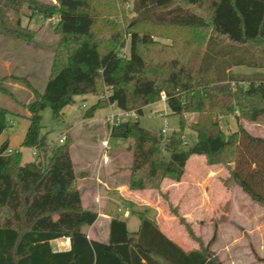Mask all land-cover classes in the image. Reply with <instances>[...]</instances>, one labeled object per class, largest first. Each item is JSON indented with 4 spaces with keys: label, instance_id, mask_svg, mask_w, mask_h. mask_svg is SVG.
I'll list each match as a JSON object with an SVG mask.
<instances>
[{
    "label": "trees",
    "instance_id": "1",
    "mask_svg": "<svg viewBox=\"0 0 264 264\" xmlns=\"http://www.w3.org/2000/svg\"><path fill=\"white\" fill-rule=\"evenodd\" d=\"M105 1L0 0L1 36L33 44L34 31L18 15L24 5L30 15L57 17L58 35L42 91L22 77L0 78L6 96L12 93L5 80L24 82L32 90L20 146L36 150L32 160L22 162L21 150L9 152L8 139L0 143V264H221L209 248L215 231L205 245L185 222L198 243L185 250L144 213H138L136 231L113 217L108 242L88 239L86 228L98 212L82 206L74 184L72 138L48 141L41 112L48 106L61 122L62 108L76 94H102L85 117L109 104L140 115L163 93L171 114L179 116L178 130L153 132L138 119L109 126L111 136L132 141L129 189H158L163 179L180 180L189 156L197 154L208 164H224L229 172L224 184L239 185L264 206V138L241 124L242 119L264 121V0H132L136 18L125 17L124 25L107 16L118 11L116 1L102 6ZM157 34L173 41L162 44L153 39ZM126 35L129 50L122 56ZM234 66L252 71L233 73ZM188 112L198 117L189 124L195 135L187 145L182 116ZM10 114L0 106V134ZM220 115H233L236 130L225 134ZM64 237L70 248L54 250L51 241ZM258 259L264 264L263 257Z\"/></svg>",
    "mask_w": 264,
    "mask_h": 264
},
{
    "label": "crops",
    "instance_id": "2",
    "mask_svg": "<svg viewBox=\"0 0 264 264\" xmlns=\"http://www.w3.org/2000/svg\"><path fill=\"white\" fill-rule=\"evenodd\" d=\"M0 49L3 50V54L0 55V61H2V66L5 69V74L3 76L14 75L22 77L18 73L26 67L22 61L26 53V55L31 54L30 57H35L36 60H40L44 54L48 53L46 49L40 48H35L36 52L34 54L32 50L31 53H29L27 52V50L30 49L28 46L22 47L16 42H9V40L1 39ZM8 49L12 50L7 51ZM14 49L17 52L22 50L20 52L22 55L19 57L16 52L13 53L12 51ZM23 51L25 54L22 53ZM51 60L52 54L50 53L45 70L47 75L46 80L50 71ZM6 82L9 85H13L16 89L26 93L28 98H32L31 95L33 96V94L30 92L27 93L25 86L20 84V82L15 80H9ZM98 98L99 96L94 94H76L72 104H75L77 100H80L77 104L79 111H70L67 108L71 104H68L62 108L63 119L61 120L62 122L67 121L69 125L68 128L62 132L61 137L72 138L71 159L73 160L76 176L74 184L81 193L82 206L98 212L93 224L86 229L88 239L108 242L109 222L113 217L125 222L129 231H136L140 225L138 213H144L149 219L156 222L166 237L177 242L183 249L191 250L192 248L197 247L198 243L196 240L194 241L196 244L190 246L189 240L186 237H182V233H178L179 231L177 228L179 229V225L175 221L176 217L169 214L170 204L173 208L177 207V209H179L185 220L190 222L194 232L201 231L202 229H206L207 231L208 227H211V232H216L215 235L217 238H215L216 240L214 239L215 241L213 240L214 242L212 241L213 243L211 242L212 244L209 248L219 257L221 255L227 256L231 247L238 245L237 242L243 239L244 236L240 234L238 235L235 232H231L228 236L221 234L224 225L227 223L231 224L230 221L233 220L234 216H237V219L252 220V224L254 225H252V235L253 240H255L254 248L259 255L264 254V206L251 201V207L255 206L257 212L248 211L246 203H240L237 201L236 195H233L232 192L230 193L229 190L227 191L226 188L223 187L220 181L222 176V174H220V169L208 165L205 159L206 157L203 155H190L185 164L184 175L181 180H164L160 191L129 189L128 177L130 174L128 167L132 160L130 150L128 151L130 162H123L122 156L126 154L125 148H123V146L120 147V143L116 141L113 142L114 144L109 143L108 137L110 135V130L108 132L109 135L105 137L104 134L106 131L103 130V132H98L97 128L92 127L94 124L93 121H95L94 114L91 117L84 116V110L95 103ZM29 102H25L24 105H27ZM80 107L83 108L82 111L80 110ZM108 107L110 110L119 109L115 104H109ZM9 111L11 114L15 113L11 110ZM17 115L22 117L25 121L24 129L26 131L28 125L27 116H29L27 108L25 107L23 112ZM8 119L12 121L13 125L18 123L14 117L13 119L8 117ZM69 121L74 122L70 124ZM85 123L91 124L88 125L90 131L87 129L81 130ZM236 125L235 122V126ZM88 126L86 125V127ZM12 127H9L8 129H12ZM6 129L0 134V137H4ZM235 130L236 129H234V131ZM61 137L58 138V142ZM10 138L11 136L7 134L2 140L4 141L5 139H8L9 147ZM78 139L83 140L81 143L83 147L81 150L78 149V152L75 153V156L73 157V147ZM118 139L119 138H117V140ZM103 141L108 143L107 148L104 147ZM126 147L128 149V146ZM23 149L27 148L20 146L19 150H21L22 153L24 151ZM30 149L33 153V149ZM32 159L33 158L30 160ZM30 160L24 161L29 162ZM161 193L166 194L168 200H164ZM228 193L229 196H227ZM226 202L230 204L229 221L217 224L215 220L212 222L214 219V212H217L222 207V203ZM196 236H198V234H196ZM199 237L205 242L203 243L205 245L209 241V237L206 240H204L202 236ZM186 241H188L189 245L187 247L190 248H187L184 245L183 242ZM51 244L53 249L57 251H64L70 248V240L67 237L53 239Z\"/></svg>",
    "mask_w": 264,
    "mask_h": 264
},
{
    "label": "rangeland",
    "instance_id": "3",
    "mask_svg": "<svg viewBox=\"0 0 264 264\" xmlns=\"http://www.w3.org/2000/svg\"><path fill=\"white\" fill-rule=\"evenodd\" d=\"M39 2H46V3H56V0H37ZM116 1V7H117V12L115 14H110V12L107 13L108 17H111L113 19H115L116 21H120L121 25H124L127 20H125V17L130 20V19H135L136 15L133 12L132 8H133V1L132 0H125V1H121V0H115ZM108 1L106 0L105 2H103L104 6L105 4H109L107 3ZM10 17L14 18L15 15L12 11H10ZM32 14L31 9L27 8L25 5L21 8V10L18 12L19 18H21V21L24 25H29V27L34 31V41L33 44H25L24 42H21L19 40H14V39H6L5 37L0 35V39L1 40H9V42L13 41L18 43L19 45H21L22 47H29L30 49L27 50V52L31 53V50L33 52V54L36 52L35 48H40V49H46L48 51L47 54H44L40 60H36L35 57H30L31 54L26 55L24 53V51L22 52L23 54H25L24 58L22 59V61L24 62V64L26 65L25 69L22 70L20 73L22 78H24L27 82H30V84L32 85L33 88L37 89L38 91H42L44 88V85L46 83V64L48 63L47 61L49 60L50 57V53L53 55V51H52V47L55 46L57 40H58V35L57 33L54 32V25L57 21V17H53V18H43L37 14ZM110 14V15H109ZM103 16V15H102ZM159 31H162V29H160ZM177 31V30H176ZM172 32V31H171ZM156 34V32H155ZM174 34L178 37L179 35L181 36L182 32H174ZM153 39H155L156 41L162 43V44H168L170 45V43L173 41V38L170 36L165 37L163 35H154ZM128 41H129V35H126L125 37V44L122 47V49L119 51L120 54L123 56H127L128 55ZM12 49H8L7 51H10ZM22 51V50H21ZM20 51V52H21ZM13 53L16 52L17 55H19V57L22 55L20 52H17L15 49L12 51ZM3 54V50L0 49V55ZM231 71L233 73H250V71H252V69L250 68H245L242 66H234L233 68H231ZM5 74V69L2 66V61H0V78L3 77V75ZM6 81L9 80H5L2 81L3 85L11 92L13 93L12 97L6 96L4 94H2L0 92V105L3 107H6L7 109L11 110L12 112H15L13 114H10L8 117L13 119L16 118V120L18 121L17 124L13 125L12 121L9 119L8 120V127L6 129V134L4 135L7 136L10 135V147L9 150L10 152H14L16 150H19L20 148V139L25 131V121L22 119V117H19V113H22L24 108L26 107V105H24L25 102H29L32 101L34 99V97L31 95L32 98H28L27 94L16 89L13 85H9ZM16 81V80H15ZM20 82V84H22L23 86H25L27 93H31L33 94L32 90L27 87L25 85L24 82L21 81H17ZM96 96H102L101 95H96ZM80 102V100H77L75 104H71L70 106H68L67 109H69L70 111L76 110L77 112L79 111V109L77 108V104ZM83 108L80 107V110L82 111ZM87 109V108H86ZM85 109V110H86ZM85 110H84V114H85ZM143 113H141L140 115L137 114H132L129 117H127V119L130 120H134V119H138L139 121V125L147 128L148 130H151L153 132H157L160 131L163 127H166V133L164 135H168L170 134L173 130H178L179 129V116L177 114H171L170 110L167 108V106L165 105V101L162 100V94L161 97L158 101H156L155 103H151L148 105H145L143 108ZM119 111V109H115V110H110L109 107H105V108H99L96 109L94 112V119L95 121H93V128H97L98 132H105V137H107L109 135V130H110V125L108 126V123L106 121V116L109 113H117ZM134 112V111H132ZM43 119H42V133L44 134L46 132V139L48 141L54 142V143H59L57 140L59 137H61L62 132L65 131L68 128V123L66 122H57L52 118V113L50 108L47 106L45 107V109L41 112ZM135 113V112H134ZM183 120H184V125H185V129L183 132L184 136V143H186L187 145L191 142V140L193 139L195 132H193V130L190 127V123L194 122L195 120H197L198 114L196 112H188L185 113L183 116ZM126 120V119H125ZM243 121V122H242ZM70 124L73 123L74 121H69ZM245 122V123H244ZM244 123V124H243ZM90 123H85L81 128V130H85L87 129L88 131H90L89 125ZM219 124H221V128L223 129V131L225 132V134H228L230 132H233L234 129L237 128V125L235 126V118L233 115H227L224 116L222 119H220ZM241 124H243V126L245 127V129H247V131L250 134H258L261 135L262 137H264V121H247L242 119L241 120ZM86 125L88 127H86ZM91 125V124H90ZM13 126V127H12ZM12 129H8V128ZM101 128V129H99ZM100 130V131H99ZM11 133V134H9ZM74 133V132H73ZM4 137H0V143L2 142V140L4 139ZM106 139V138H105ZM82 139H78L77 143L74 145L73 147V157L75 156V153L78 152V149L81 150L83 145L82 143ZM108 141L111 144H114L113 142H119L120 143V147L123 146V148H125V153L122 156L123 162L129 161V146L131 144V139H125L122 141V139H118L111 137L109 135L108 137ZM128 146V149L127 147ZM33 149V153L32 150L27 148V149H23V153H22V158L21 161L22 162H26L24 160H30L31 158L35 157L36 154V150L34 148ZM121 149V148H120ZM163 156L164 158L167 157V154L165 152H163ZM206 159V158H205ZM132 162V160H131ZM131 162L129 164V167L131 165ZM208 164V163H207ZM208 165H212L215 166L216 168L220 169V174H222L221 176V183L223 185L224 188H226V190L231 193L233 195H236L237 201H239L240 203H246V207L247 210L250 212H257V208L251 207V200L249 198V196L242 190L241 187H239V185L236 184H231L226 186L224 184V179L229 175V172H227V168L224 164H208ZM128 167V168H129ZM164 180H170L173 181L171 179H163L159 185L158 189H153V188H146V189H142V190H154V191H160L162 183ZM181 180V179H180ZM175 181V180H174ZM240 189V190H239ZM140 190V191H142ZM163 198L164 200H168V196H166V194H163ZM229 196V193L228 195ZM168 202V201H167ZM228 204V209L225 208V203H222V207L217 211L214 212V216H213V221L215 220L216 224L217 223H223L224 221H229V206L230 204L228 202H226ZM169 204V202H168ZM175 210H173V206L169 204V214L175 216V221L178 223L179 225V229L177 228V230L179 231L178 233H182V237H186L189 240V245L191 246L192 244H196L195 238L192 236L188 235V230L185 227V222H187L190 227L191 224L190 222L186 221L185 218L182 216V213L179 211V209L174 208ZM247 212V211H246ZM223 221H220V219H223ZM180 219H182L183 221H180ZM211 222V223H212ZM230 223H227L226 225H224V228L221 232V234L228 236V234H230L231 232H235L236 234H240V235H244L243 239L239 240L238 245L232 246L231 249L228 251L227 256H223L221 255L220 257L218 256L221 264H263V262L261 260L258 259V257L262 256L264 258V254L263 255H259V253L255 250L254 245H255V240H253V235H252V220H248V219H237V216L233 217V220L230 221ZM255 224V223H254ZM254 226V225H253ZM210 228V229H209ZM87 229V228H86ZM192 229V227H191ZM193 233L196 235L198 234V236H202L204 238V240H206L208 237L209 239L211 238L212 233L211 232V227L206 229H202L201 231H195L192 229ZM251 231V232H250ZM216 233V232H215ZM251 234V235H250ZM215 238H217V236L215 235ZM216 240V239H215ZM214 240V241H215ZM203 241V240H202ZM213 241V242H214ZM212 242V243H213ZM184 245L187 247L188 245V241L183 242ZM203 243H205L203 241ZM211 243V244H212ZM210 244V246H211ZM190 248V247H187Z\"/></svg>",
    "mask_w": 264,
    "mask_h": 264
},
{
    "label": "built area",
    "instance_id": "4",
    "mask_svg": "<svg viewBox=\"0 0 264 264\" xmlns=\"http://www.w3.org/2000/svg\"><path fill=\"white\" fill-rule=\"evenodd\" d=\"M162 94V100L165 101V94L161 93ZM132 114H135L134 112L132 111H126V110H119L117 113H109L107 116H106V121L108 123V126L109 125H113V124H117V123H120L122 121H124L125 119H127V117H129L130 115ZM224 116L223 115H220L218 117V120L220 121V119H222ZM161 132L163 134H165L167 131H166V127H163L161 129ZM64 139V137H61V139H59V142L61 143V141ZM182 139L184 141V136H182ZM103 144H104V147L107 148L108 147V143L106 141H103ZM10 152V150H9Z\"/></svg>",
    "mask_w": 264,
    "mask_h": 264
}]
</instances>
